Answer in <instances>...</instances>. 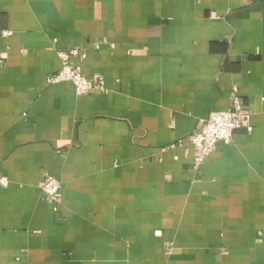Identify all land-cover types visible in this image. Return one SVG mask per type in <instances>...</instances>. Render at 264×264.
I'll use <instances>...</instances> for the list:
<instances>
[{
  "label": "crops",
  "instance_id": "crops-1",
  "mask_svg": "<svg viewBox=\"0 0 264 264\" xmlns=\"http://www.w3.org/2000/svg\"><path fill=\"white\" fill-rule=\"evenodd\" d=\"M71 50L102 90L47 83ZM0 178V264H264V0H0Z\"/></svg>",
  "mask_w": 264,
  "mask_h": 264
},
{
  "label": "built area",
  "instance_id": "built-area-1",
  "mask_svg": "<svg viewBox=\"0 0 264 264\" xmlns=\"http://www.w3.org/2000/svg\"><path fill=\"white\" fill-rule=\"evenodd\" d=\"M9 33L4 32L3 36ZM61 62L60 70L47 78L48 84L61 82L71 83L78 97L85 96L94 91L103 89V83L99 80L85 78L79 68L70 64V59L77 56L79 52L59 51L57 52ZM233 109L230 111L210 112L208 116L200 121V128L189 136L185 141H178V145H189L198 150L196 165L201 164L214 150L218 142L227 145L231 142L233 134L238 130L251 131L249 110L243 108L236 91L231 96ZM6 178H0V186H7ZM60 183L50 176H46L40 188L42 196L51 202L53 211L57 212L59 205Z\"/></svg>",
  "mask_w": 264,
  "mask_h": 264
}]
</instances>
